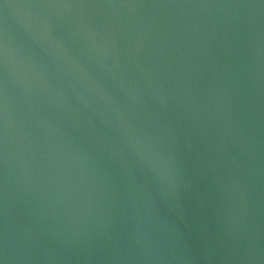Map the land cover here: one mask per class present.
Wrapping results in <instances>:
<instances>
[{"label":"water","instance_id":"1","mask_svg":"<svg viewBox=\"0 0 264 264\" xmlns=\"http://www.w3.org/2000/svg\"><path fill=\"white\" fill-rule=\"evenodd\" d=\"M0 264H264V0H0Z\"/></svg>","mask_w":264,"mask_h":264}]
</instances>
